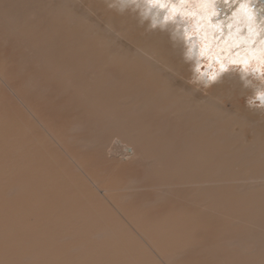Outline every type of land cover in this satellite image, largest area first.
<instances>
[{
    "label": "bare ground",
    "instance_id": "1",
    "mask_svg": "<svg viewBox=\"0 0 264 264\" xmlns=\"http://www.w3.org/2000/svg\"><path fill=\"white\" fill-rule=\"evenodd\" d=\"M183 72L103 0H0V264H264V122Z\"/></svg>",
    "mask_w": 264,
    "mask_h": 264
},
{
    "label": "clouds",
    "instance_id": "2",
    "mask_svg": "<svg viewBox=\"0 0 264 264\" xmlns=\"http://www.w3.org/2000/svg\"><path fill=\"white\" fill-rule=\"evenodd\" d=\"M145 32L167 35L189 66L187 83L207 90L238 77L245 106L264 111V0H103ZM235 5V7H233ZM230 10V14L226 12Z\"/></svg>",
    "mask_w": 264,
    "mask_h": 264
},
{
    "label": "rangeland",
    "instance_id": "3",
    "mask_svg": "<svg viewBox=\"0 0 264 264\" xmlns=\"http://www.w3.org/2000/svg\"><path fill=\"white\" fill-rule=\"evenodd\" d=\"M98 14V13H97ZM101 17V14H98ZM104 18V16L102 17ZM188 75L190 76V73H188ZM186 75L185 72L182 73V77L185 79H188L189 76ZM226 78L223 79V83L221 85L215 84L212 88H209L207 90L204 89H200L199 91H202L205 95H214L215 98H218L221 103L227 108V109H231V110H236L239 113H244V114H248L251 115L252 117L258 119L261 123L264 122V111L263 112H258L255 113L256 110L254 109H249L245 106V96L249 95V90L247 89H240L239 87L237 88H226L228 85H224L225 83H227V79L229 74L225 75ZM226 81V82H225ZM241 93V94H240ZM241 109V110H240Z\"/></svg>",
    "mask_w": 264,
    "mask_h": 264
}]
</instances>
